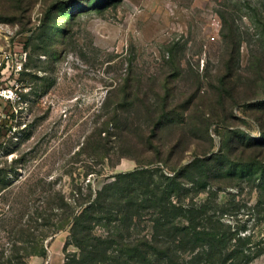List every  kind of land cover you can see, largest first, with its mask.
<instances>
[{"label":"rangeland","instance_id":"rangeland-1","mask_svg":"<svg viewBox=\"0 0 264 264\" xmlns=\"http://www.w3.org/2000/svg\"><path fill=\"white\" fill-rule=\"evenodd\" d=\"M164 104L180 115L153 136L148 111ZM249 141H264V0H0L3 256L20 211L26 219L59 195L75 206L118 173L171 175L208 150L246 164L211 189L222 223L252 235L244 264H264V154ZM150 217L132 235L152 233ZM70 239L69 225L49 232L45 255L26 264H64L79 253Z\"/></svg>","mask_w":264,"mask_h":264},{"label":"trees","instance_id":"trees-1","mask_svg":"<svg viewBox=\"0 0 264 264\" xmlns=\"http://www.w3.org/2000/svg\"><path fill=\"white\" fill-rule=\"evenodd\" d=\"M126 96L129 103L138 100L135 94ZM151 105L147 101V109ZM178 114L168 110L166 104L161 109L149 110L153 136L162 124ZM124 120L127 122L128 115ZM124 128L127 133L131 132L129 126ZM248 146L257 155L264 154V141H249ZM206 153L208 150H195L194 158L181 169L172 168L171 175L157 177L148 167L118 173L96 190L94 197L91 192L75 206L59 195V202L46 204L41 210L35 208L32 215L27 213L30 217L26 219L20 211L18 218L13 219L17 228L11 249L5 256L0 254V264H26L32 254L44 256V237L65 225L70 226V241L79 253L67 257L64 264H244L251 258L247 250L252 235H241L237 229L232 230L229 224L222 223L217 215L216 193L211 187L219 182L224 171L233 174L246 164L241 156L230 158L223 151ZM9 183L10 180L0 177V192ZM189 190L193 191V196L186 202L183 195ZM201 192H206L207 197L195 200ZM78 206L81 207L76 212ZM147 211L151 215L152 233L132 235L131 228L140 223ZM39 219L44 229L36 235L30 222ZM98 224L105 228L104 233L96 232ZM224 226L227 230L222 229ZM233 238H236L235 243ZM231 246L232 250L223 254L224 248ZM184 252L196 256L187 262L182 256Z\"/></svg>","mask_w":264,"mask_h":264},{"label":"built area","instance_id":"built-area-1","mask_svg":"<svg viewBox=\"0 0 264 264\" xmlns=\"http://www.w3.org/2000/svg\"><path fill=\"white\" fill-rule=\"evenodd\" d=\"M5 92H7V91H3V93H5ZM8 92L11 94L12 93V91L11 90H8Z\"/></svg>","mask_w":264,"mask_h":264}]
</instances>
